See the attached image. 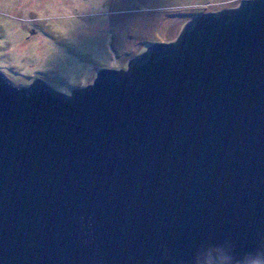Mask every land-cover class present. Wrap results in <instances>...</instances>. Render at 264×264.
Masks as SVG:
<instances>
[{
  "label": "water",
  "instance_id": "water-1",
  "mask_svg": "<svg viewBox=\"0 0 264 264\" xmlns=\"http://www.w3.org/2000/svg\"><path fill=\"white\" fill-rule=\"evenodd\" d=\"M219 249L264 256V0L199 14L69 93L0 71V264Z\"/></svg>",
  "mask_w": 264,
  "mask_h": 264
},
{
  "label": "rangeland",
  "instance_id": "rangeland-1",
  "mask_svg": "<svg viewBox=\"0 0 264 264\" xmlns=\"http://www.w3.org/2000/svg\"><path fill=\"white\" fill-rule=\"evenodd\" d=\"M242 0H0V71L15 84L57 91L92 83L100 68L124 69L153 42Z\"/></svg>",
  "mask_w": 264,
  "mask_h": 264
},
{
  "label": "clouds",
  "instance_id": "clouds-1",
  "mask_svg": "<svg viewBox=\"0 0 264 264\" xmlns=\"http://www.w3.org/2000/svg\"><path fill=\"white\" fill-rule=\"evenodd\" d=\"M198 262V259H197ZM218 264H230V256L224 249L218 250ZM246 264H264V256L251 257Z\"/></svg>",
  "mask_w": 264,
  "mask_h": 264
}]
</instances>
